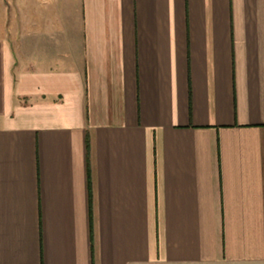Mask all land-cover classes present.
Listing matches in <instances>:
<instances>
[{"label": "crops", "instance_id": "obj_1", "mask_svg": "<svg viewBox=\"0 0 264 264\" xmlns=\"http://www.w3.org/2000/svg\"><path fill=\"white\" fill-rule=\"evenodd\" d=\"M0 264H264V0H0Z\"/></svg>", "mask_w": 264, "mask_h": 264}]
</instances>
